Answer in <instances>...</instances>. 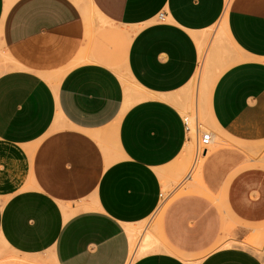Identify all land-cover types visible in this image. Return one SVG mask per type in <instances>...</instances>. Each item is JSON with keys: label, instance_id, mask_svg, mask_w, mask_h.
I'll list each match as a JSON object with an SVG mask.
<instances>
[{"label": "crops", "instance_id": "1", "mask_svg": "<svg viewBox=\"0 0 264 264\" xmlns=\"http://www.w3.org/2000/svg\"><path fill=\"white\" fill-rule=\"evenodd\" d=\"M198 71L234 147L166 204ZM263 150L264 0H0V264H264L216 246L264 223Z\"/></svg>", "mask_w": 264, "mask_h": 264}, {"label": "rangeland", "instance_id": "2", "mask_svg": "<svg viewBox=\"0 0 264 264\" xmlns=\"http://www.w3.org/2000/svg\"><path fill=\"white\" fill-rule=\"evenodd\" d=\"M87 7V6H86ZM198 75L195 77L194 81L192 82V88L190 90V104L187 108L184 110H181L183 114H191L192 117H197V123L200 125V129L203 131H209L214 134V141L209 145L208 147V153L206 157H203L201 154L196 155V149L197 145L195 142V133H194V127L191 130L192 136V143L190 147V155L186 156L184 159L178 160L172 167V172L174 173V176L171 180L167 181L166 186L163 188V199L164 201L168 198L167 195L174 191L176 186L178 184H181L186 179V174L191 171V178L186 181L183 186L185 185H194L198 186L201 184L200 175H201V169L202 166L207 159V157L216 149L219 148H231L234 147V143L231 141L225 139L220 135V133L216 132L211 126L210 121L204 111V108L202 106V102L200 98L197 100V111L194 110L195 105V96H196V89L199 87L201 88L203 85L198 83ZM202 76V75H201ZM202 78V77H201ZM200 78V80H201ZM125 83L127 84V87L130 89H136V85L129 79L124 78ZM144 97V96H142ZM140 98V97H139ZM137 99V98H136ZM193 124V123H192ZM197 156V157H196ZM264 157V150L261 155L258 157H253L256 160L261 159ZM186 187V186H185ZM183 188V187H182ZM181 188V189H182ZM187 188V187H186ZM175 193L172 195L174 197ZM170 197L166 202V204L169 202V200L172 198ZM159 213H156L155 219L153 220L152 224L155 226L160 215ZM247 231L248 234L244 235V232ZM217 247L221 246H239L246 249H249L253 251L255 254H257L260 258L264 261V223L256 224V225H244L239 224L238 222L232 221L230 219H227L224 222L222 234L220 236V239L216 245ZM136 248V245L133 248L132 256H134V250ZM140 254H137L133 258L139 256ZM190 261V260H189ZM129 262V260H128ZM195 262V261H192ZM128 264V263H127Z\"/></svg>", "mask_w": 264, "mask_h": 264}, {"label": "built area", "instance_id": "3", "mask_svg": "<svg viewBox=\"0 0 264 264\" xmlns=\"http://www.w3.org/2000/svg\"><path fill=\"white\" fill-rule=\"evenodd\" d=\"M196 118V116L192 117L191 114H186L182 117V120L187 132H190L191 127H194L193 129L195 133V142L197 145L196 155L201 154L203 156V152L205 154L208 151V147L213 141V136L211 132L203 131L200 129V125L197 123Z\"/></svg>", "mask_w": 264, "mask_h": 264}, {"label": "bare ground", "instance_id": "4", "mask_svg": "<svg viewBox=\"0 0 264 264\" xmlns=\"http://www.w3.org/2000/svg\"><path fill=\"white\" fill-rule=\"evenodd\" d=\"M192 128L193 127H191V130H192ZM190 130V131H191ZM188 147V151H190V147H191V143H190V145H188L187 146ZM204 153V152H203ZM135 235V234H134ZM151 237V236H150ZM152 240V239H151ZM149 241H150V238L148 237V236H145V238H144V242H145V246H143L142 248H140V250H139V253L138 254H140V253H143L144 251H146L147 250V244L146 243H149ZM150 246V245H149ZM153 247V246H152ZM148 249H150V248H148ZM152 249V248H151Z\"/></svg>", "mask_w": 264, "mask_h": 264}]
</instances>
